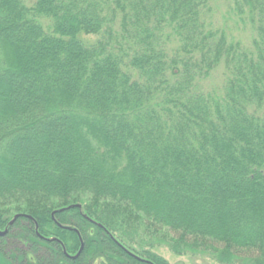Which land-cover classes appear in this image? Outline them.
<instances>
[{"label": "trees", "instance_id": "1", "mask_svg": "<svg viewBox=\"0 0 264 264\" xmlns=\"http://www.w3.org/2000/svg\"><path fill=\"white\" fill-rule=\"evenodd\" d=\"M181 1L0 0V46L8 40L20 61L14 70L0 64V100L14 97L7 100L14 109L0 118V139L30 133L31 143L43 121L71 113L45 109L53 87L82 100L90 116L78 161L60 156L64 177L0 160V229H10L0 254L11 263L169 264L122 233L148 228L168 243L206 235L213 217L177 223L156 206L183 177L194 183L189 197L217 185L256 214L248 235L250 223L233 212L234 237L225 243L237 247L236 263L264 264V0H245L244 8L243 0L215 7L188 0L178 8ZM229 13L250 28L249 39L230 31ZM219 71L220 94L205 91ZM147 116L155 132L143 141L134 121ZM202 118L207 133L196 138ZM70 147L67 141L68 155ZM142 166L156 169L147 176Z\"/></svg>", "mask_w": 264, "mask_h": 264}, {"label": "rangeland", "instance_id": "2", "mask_svg": "<svg viewBox=\"0 0 264 264\" xmlns=\"http://www.w3.org/2000/svg\"><path fill=\"white\" fill-rule=\"evenodd\" d=\"M188 2V0H182L181 3L178 4V8L179 5L183 6ZM230 2L231 0H213L212 6L215 7L217 3H222V5L225 6ZM246 5L247 3L245 0L239 3L241 8H244ZM212 20L213 23L218 26L215 17H213ZM225 21L230 26V31L233 33L235 30L242 31L241 36L245 37L244 40L246 41L249 39L251 35L249 31L250 28L244 26L240 18L229 13ZM17 51L16 47L12 46L8 40L4 39L0 46V64H4L11 70L18 69V64L16 63L20 61L19 58H17ZM219 75L220 71L215 75L213 81L210 80L204 83L205 91L207 90L220 94L222 84H219ZM48 95L49 103L45 109H50L52 112L62 111L63 113L64 111L70 110L71 113L68 112L56 115L51 119L43 121L36 131L38 135H34L35 140L32 142L35 143V145L33 147H31L32 142L30 143V133H21L20 141L14 139L11 135H3L0 139V160L6 165L4 166L5 168L17 166V170H21L25 167L24 170H22L26 171L29 169L30 172H35L34 170H39V168H41L46 171L47 177L52 175L60 178L64 175V171L59 167L60 156L64 157L66 155L67 158H72L74 162H77L80 158L79 155L82 149L81 141L85 133V127L90 120V116L87 115V106L84 105L82 100H72L63 88L53 87ZM4 98V100H0V118H5V116L14 109L12 108V103H7L8 99L11 100L14 98L12 93H6ZM21 100H23V98ZM38 105L40 104L38 103ZM34 111L37 115L42 116L40 107H34ZM134 124L140 126V130L143 132L144 136L143 141L146 135L150 134V136L154 137L155 122L152 117H145L141 125L136 124V121H134ZM203 126L204 120L202 118V120L196 123L195 128L192 129L193 135L196 138L207 133ZM180 128L183 134L185 131L189 132L188 130L191 127L188 125H181ZM67 141L71 143V153L69 155L65 151V144ZM142 158L145 164L148 165V156L144 153L142 154ZM134 169H136V166H132V170ZM142 169L144 174L148 176L150 171L156 168L155 166H142ZM78 174H80V172H74V175ZM70 175H72V173H69L67 176ZM129 176L130 175H128V177ZM50 178L55 179L54 177ZM177 182H179V187L170 191L168 196L164 198L160 204H156V206L167 207L170 214L178 217L177 223H181L182 219L183 221H192L193 219H204L207 215L213 217L215 224L209 228V231L206 230V232L203 233L206 235H186L184 242L178 243L177 240L173 239L170 244L164 241L163 238L156 239L155 235L152 234L151 230L148 228H140L137 231L131 228H124L125 231L122 234L130 238L133 242H136L137 246H135L137 248H140V244H142L143 248L146 247L149 251L156 250V252L164 257L169 264H245L244 262L236 263L239 262L237 258H230L231 253H234L237 247L235 248L232 244L225 243V240L234 237L233 234L228 232L231 228L230 221L234 220L233 212L236 213L238 217H242L250 223V227L246 230L248 235L254 230L253 224L257 221L255 217L256 214L247 213L246 206H243L241 202L234 205L236 199L229 198V195L224 191V187H217V185H215L209 190L200 189L199 194L191 198L187 191L194 183L191 185L188 184L186 178L183 177L178 179ZM216 182L217 180L213 178L210 180L209 185ZM172 188L173 186H171V189ZM143 209L146 210V208ZM149 210L151 214L149 212L148 216L154 217L152 209ZM173 228H176V225H173ZM173 228L172 230L170 229L172 231V236L175 235V229ZM118 232L117 234L121 233L120 231ZM202 239L211 240L214 247H204L203 245H199V243L197 244V242L204 244L205 241ZM241 239L243 241L249 240L247 237L243 239L242 236ZM235 241H238L237 237ZM0 264L13 263L0 254Z\"/></svg>", "mask_w": 264, "mask_h": 264}, {"label": "water", "instance_id": "3", "mask_svg": "<svg viewBox=\"0 0 264 264\" xmlns=\"http://www.w3.org/2000/svg\"><path fill=\"white\" fill-rule=\"evenodd\" d=\"M79 207H82L81 205H78ZM19 214H17L14 218H13V220L10 222V224L12 225L18 218H19ZM29 218H31V216H29V215H27ZM8 232V229H6V230H0V235H6V233ZM83 249V246H82V248H81V250ZM80 253H78V255H79ZM78 255L77 256H75V258L76 257H78ZM73 258H74V256H72Z\"/></svg>", "mask_w": 264, "mask_h": 264}, {"label": "flooded vegetation", "instance_id": "4", "mask_svg": "<svg viewBox=\"0 0 264 264\" xmlns=\"http://www.w3.org/2000/svg\"><path fill=\"white\" fill-rule=\"evenodd\" d=\"M10 222H11V221H10ZM14 223H15V222H14ZM9 225H11V224L9 223ZM6 229H7V227L4 228V229H0V230H3V231H4V230H6ZM9 232H10V229H8V232L6 233V235H0V237H1V238L6 237V236L9 234ZM69 257H72V256L69 255Z\"/></svg>", "mask_w": 264, "mask_h": 264}, {"label": "bare ground", "instance_id": "5", "mask_svg": "<svg viewBox=\"0 0 264 264\" xmlns=\"http://www.w3.org/2000/svg\"><path fill=\"white\" fill-rule=\"evenodd\" d=\"M82 206V205H81ZM81 208V207H80Z\"/></svg>", "mask_w": 264, "mask_h": 264}]
</instances>
